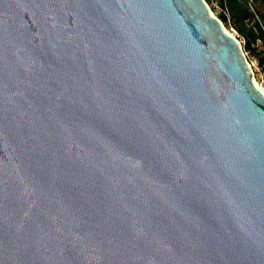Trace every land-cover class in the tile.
I'll return each mask as SVG.
<instances>
[{
    "label": "water",
    "instance_id": "1",
    "mask_svg": "<svg viewBox=\"0 0 264 264\" xmlns=\"http://www.w3.org/2000/svg\"><path fill=\"white\" fill-rule=\"evenodd\" d=\"M206 0H0V264H264V92Z\"/></svg>",
    "mask_w": 264,
    "mask_h": 264
},
{
    "label": "trees",
    "instance_id": "2",
    "mask_svg": "<svg viewBox=\"0 0 264 264\" xmlns=\"http://www.w3.org/2000/svg\"><path fill=\"white\" fill-rule=\"evenodd\" d=\"M219 3L222 8L219 19L225 25L233 22L246 41L245 49L260 56V63L264 64V54L261 56L256 50L259 42L264 47V0H219Z\"/></svg>",
    "mask_w": 264,
    "mask_h": 264
},
{
    "label": "rangeland",
    "instance_id": "3",
    "mask_svg": "<svg viewBox=\"0 0 264 264\" xmlns=\"http://www.w3.org/2000/svg\"><path fill=\"white\" fill-rule=\"evenodd\" d=\"M206 2L208 3V5L212 11V14L219 19V14L222 12V8L220 6L219 0H206ZM223 25L226 28V30L228 31V33L233 35L237 39V41L242 44V49L246 53V57L248 59V62L253 66V73H254L252 76L253 84L256 86V83H258L260 85V87L264 89V64L260 63V56L256 55V53H253V52L245 49L246 44L243 42L244 39L235 30L236 28H235L233 22H231L230 25H225L224 23H223ZM233 30H235V31H233ZM256 48H257L256 49L257 54L262 56L264 54L263 53L264 52L263 44L261 42H259Z\"/></svg>",
    "mask_w": 264,
    "mask_h": 264
},
{
    "label": "built area",
    "instance_id": "4",
    "mask_svg": "<svg viewBox=\"0 0 264 264\" xmlns=\"http://www.w3.org/2000/svg\"><path fill=\"white\" fill-rule=\"evenodd\" d=\"M233 31H235V30H233ZM233 36V35H232ZM243 41V40H242ZM245 44H246V41L244 40L243 41ZM239 44H240V46L242 47V44L239 42ZM244 51V50H243ZM244 54H245V56H246V53H245V51H244ZM247 58V57H246ZM248 60V59H247ZM250 64V63H249ZM250 67H251V69H252V71H253V66L250 64ZM254 74V73H253Z\"/></svg>",
    "mask_w": 264,
    "mask_h": 264
},
{
    "label": "bare ground",
    "instance_id": "5",
    "mask_svg": "<svg viewBox=\"0 0 264 264\" xmlns=\"http://www.w3.org/2000/svg\"><path fill=\"white\" fill-rule=\"evenodd\" d=\"M255 83H256V82H255ZM256 86H257L258 88H260V89L264 92V89L261 88L260 85H259L258 83H256Z\"/></svg>",
    "mask_w": 264,
    "mask_h": 264
}]
</instances>
